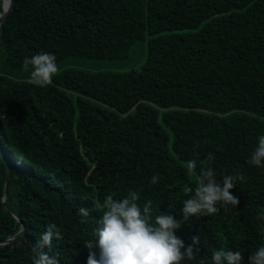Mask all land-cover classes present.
I'll return each mask as SVG.
<instances>
[{
	"label": "trees",
	"instance_id": "1",
	"mask_svg": "<svg viewBox=\"0 0 264 264\" xmlns=\"http://www.w3.org/2000/svg\"><path fill=\"white\" fill-rule=\"evenodd\" d=\"M146 37L130 71L70 68L40 88L22 68L42 51L56 62L126 59ZM260 135L264 0H13L0 24V243L21 233L0 244V264H33L49 223L63 235L52 246L60 264H86L83 242L100 212L78 210L110 193L132 189L179 216L183 186L196 184L186 162L209 153L218 180L245 176L232 190L240 204L177 231L186 244L201 238L200 256L182 264H211L221 247L247 261L264 245V168L247 162Z\"/></svg>",
	"mask_w": 264,
	"mask_h": 264
},
{
	"label": "clouds",
	"instance_id": "2",
	"mask_svg": "<svg viewBox=\"0 0 264 264\" xmlns=\"http://www.w3.org/2000/svg\"><path fill=\"white\" fill-rule=\"evenodd\" d=\"M56 60L54 54L43 51L25 58L22 68L29 73L27 83L40 88L51 85L59 72ZM214 160L215 156L209 153L204 159L196 154L186 162L187 172L195 175L196 184L183 186L186 199L179 216L161 212L151 199L142 203L140 193L132 189L123 197L110 193L93 208H79L78 215L83 218L100 212L91 238L83 242L86 264H182L196 260L202 250L200 235L190 236L191 242L186 244L177 231L193 217L213 216L222 208H237L240 199L232 190L246 179L237 171L221 174L222 179L218 180L211 166ZM247 162L264 168V135L257 137ZM159 181V175L150 178L151 185ZM260 215L264 219V213ZM54 240H63V235L56 223H49L31 249L33 264H60L58 254L52 253ZM199 264H208L207 259H201ZM211 264H264V245L250 252L247 261L241 251L221 247L212 252Z\"/></svg>",
	"mask_w": 264,
	"mask_h": 264
},
{
	"label": "rangeland",
	"instance_id": "3",
	"mask_svg": "<svg viewBox=\"0 0 264 264\" xmlns=\"http://www.w3.org/2000/svg\"><path fill=\"white\" fill-rule=\"evenodd\" d=\"M142 42H136L129 51V56L121 60H102L86 57H68L65 60L57 62L59 72L65 69H76L86 72H126L132 68H138L143 62L146 52V39ZM58 72V73H59ZM172 138L169 140V147Z\"/></svg>",
	"mask_w": 264,
	"mask_h": 264
},
{
	"label": "water",
	"instance_id": "4",
	"mask_svg": "<svg viewBox=\"0 0 264 264\" xmlns=\"http://www.w3.org/2000/svg\"><path fill=\"white\" fill-rule=\"evenodd\" d=\"M5 2H7L6 6H5ZM12 4H13V0H2V6L1 7H2V10H3V13L0 14V24L3 21V19L5 18V16L7 15V13L9 12V10L11 9ZM9 176H10V164L7 163V171H6L5 184H4V196H3V199H2L3 207H5V202H6V199H7V187H8ZM20 233H21V231L19 233H17L16 235H14L12 238H10V239H8V240H6L4 242H1L0 244L10 242L11 240H13Z\"/></svg>",
	"mask_w": 264,
	"mask_h": 264
}]
</instances>
